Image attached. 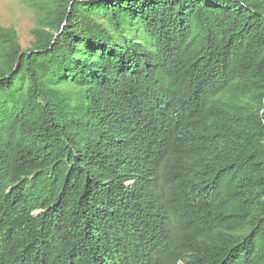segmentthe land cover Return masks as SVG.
I'll return each mask as SVG.
<instances>
[{
	"label": "trees",
	"instance_id": "16d2710c",
	"mask_svg": "<svg viewBox=\"0 0 264 264\" xmlns=\"http://www.w3.org/2000/svg\"><path fill=\"white\" fill-rule=\"evenodd\" d=\"M28 4L27 45L0 27V264H264V0Z\"/></svg>",
	"mask_w": 264,
	"mask_h": 264
},
{
	"label": "clouds",
	"instance_id": "9594fccd",
	"mask_svg": "<svg viewBox=\"0 0 264 264\" xmlns=\"http://www.w3.org/2000/svg\"><path fill=\"white\" fill-rule=\"evenodd\" d=\"M28 8V0H0V27L16 28L22 25ZM129 182L125 183L128 185Z\"/></svg>",
	"mask_w": 264,
	"mask_h": 264
},
{
	"label": "rangeland",
	"instance_id": "374dc122",
	"mask_svg": "<svg viewBox=\"0 0 264 264\" xmlns=\"http://www.w3.org/2000/svg\"><path fill=\"white\" fill-rule=\"evenodd\" d=\"M26 12V20L22 23V25H18L16 29L19 31L22 42L27 45L30 36H29V29L33 26L34 20L29 9L25 10Z\"/></svg>",
	"mask_w": 264,
	"mask_h": 264
},
{
	"label": "water",
	"instance_id": "95a60500",
	"mask_svg": "<svg viewBox=\"0 0 264 264\" xmlns=\"http://www.w3.org/2000/svg\"><path fill=\"white\" fill-rule=\"evenodd\" d=\"M25 54V52L21 53V55L19 56L18 60H17V64H16V68L14 71H17L19 64H20V58Z\"/></svg>",
	"mask_w": 264,
	"mask_h": 264
}]
</instances>
